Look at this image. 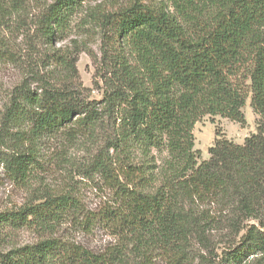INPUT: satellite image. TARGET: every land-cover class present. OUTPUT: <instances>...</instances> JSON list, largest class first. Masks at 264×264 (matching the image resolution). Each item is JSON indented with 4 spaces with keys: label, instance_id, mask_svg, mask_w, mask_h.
<instances>
[{
    "label": "trees",
    "instance_id": "1",
    "mask_svg": "<svg viewBox=\"0 0 264 264\" xmlns=\"http://www.w3.org/2000/svg\"><path fill=\"white\" fill-rule=\"evenodd\" d=\"M0 1L8 17L32 14L31 37L49 47L88 0ZM85 24L101 40L102 102L81 95L66 57L53 80L32 71L0 107V165L29 184L43 146L95 137L83 175H100L112 203L83 212L54 194L1 213L0 233L42 239L0 252V264H264V0H130L93 8ZM17 61L1 35L0 66ZM248 99L256 132L242 145L216 132L199 162L195 124L218 116L244 126ZM68 221L103 226L117 243L96 253L53 238Z\"/></svg>",
    "mask_w": 264,
    "mask_h": 264
},
{
    "label": "rangeland",
    "instance_id": "2",
    "mask_svg": "<svg viewBox=\"0 0 264 264\" xmlns=\"http://www.w3.org/2000/svg\"><path fill=\"white\" fill-rule=\"evenodd\" d=\"M129 1H86L71 22L70 30L62 36H57L49 47L31 37L33 31L30 29L29 19L32 14L28 12L24 16L8 17L6 13H0V36L7 38L18 59L17 66L10 64L0 66V107L5 103L12 88L19 85L32 71L38 70L43 79L53 80L61 73L64 75V68L55 67L57 57H66L70 61V66L74 67V73L69 69L66 76L76 77L73 84L81 95L88 101L101 103L105 91L100 80L101 40L97 33L91 31L85 24V19L88 12L95 7L114 10ZM1 4L0 1V6ZM31 82V78L26 80L30 89L35 90L38 84ZM243 113L246 120L244 126L218 116L204 117L195 124L194 150L198 151L199 162L208 159V149L214 144L216 132L238 145H242L245 138L256 132L258 117L250 108L249 99L243 108ZM95 140V137L84 139L75 147L63 140L60 143L54 141L43 146L37 154L36 180L29 184L14 182L0 165V214L19 211L30 203H38L39 198L54 194H67L75 198L83 212L96 213L111 204L113 193L105 180L100 175H83L90 158L96 153L98 145ZM0 151H6L2 144ZM80 223L68 221L57 226L52 234L53 238L80 244L96 253L117 243L110 231L103 226L96 225L85 230ZM41 236L34 230H19L13 233H6L3 230L0 233V252L7 251L13 246L35 243L42 239ZM210 237L214 240V234ZM218 247V250L214 251L220 257L230 250L223 245ZM154 264H164V262L156 260Z\"/></svg>",
    "mask_w": 264,
    "mask_h": 264
}]
</instances>
